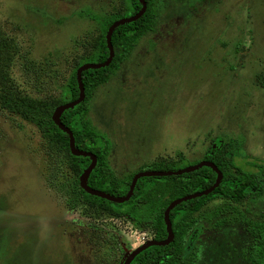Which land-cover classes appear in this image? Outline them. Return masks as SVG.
<instances>
[{"label": "rangeland", "instance_id": "374dc122", "mask_svg": "<svg viewBox=\"0 0 264 264\" xmlns=\"http://www.w3.org/2000/svg\"><path fill=\"white\" fill-rule=\"evenodd\" d=\"M156 5L153 29L89 101L115 174L177 152L190 165L215 138L239 140L241 158L264 161V0ZM124 7V0H0V264H123L153 238L148 225L110 210L70 208L67 186H80L81 174L55 145L44 105L37 123L24 115L29 100L46 104L51 118L63 104L64 84L100 35L87 11L107 16ZM3 90L22 99L20 110L2 104ZM197 219L185 236L196 232L195 264H252L247 222L264 220V195L214 200Z\"/></svg>", "mask_w": 264, "mask_h": 264}, {"label": "trees", "instance_id": "16d2710c", "mask_svg": "<svg viewBox=\"0 0 264 264\" xmlns=\"http://www.w3.org/2000/svg\"><path fill=\"white\" fill-rule=\"evenodd\" d=\"M125 7L122 13L99 16L87 11L88 16L98 22L100 35L94 45L90 57L81 63L103 62L109 55L106 43V32L110 24L122 17L130 16L141 8L140 0H124ZM157 0H145L146 9L136 20L118 25L111 36L114 51L111 62L103 67L88 68L82 71V82L85 97L75 106L64 110L60 116L62 123L73 133L75 145L80 150L93 153L96 163L90 171L87 183L90 187L103 190L115 196H123L129 188L132 176L141 170H176L185 167L186 157L177 152L174 158H163L147 162L134 171L123 176H117L109 164L111 143L108 137L97 129L88 116L89 101L96 87L107 83L110 77L119 69L120 65L129 57L131 51L144 33L153 29L156 23ZM6 45V43H2ZM76 69L72 70L61 92L62 103L75 100L79 96V87L76 79ZM3 90V102L6 107L10 105L14 111L21 109L22 99ZM5 101H9L10 104ZM13 102V103H12ZM33 104L28 106L24 113L27 119L37 123L40 115L35 113L37 108L44 105L45 117L54 134V142L59 149L65 151L71 172L79 176L90 163L89 156L73 155L69 150L68 135L53 122L51 113L46 104L27 101ZM11 105H14L13 108ZM55 146V148H56ZM241 142L236 139L224 140L215 138L199 160L213 162L222 172V180L210 193L194 197L176 204L169 212L173 240L166 245H151L138 253L130 264H195L197 254L191 245L196 232L193 230L185 239L187 232L195 227L197 215L210 202L221 199L230 203H238L249 197L264 195V161L245 160L240 157ZM191 163V164H192ZM189 165V164H187ZM216 179V172L210 166H202L193 171L168 176L140 177L135 185L132 196L125 202H112L85 192L78 183L67 186V204L75 208L84 202L100 210H110L114 216L127 217L135 223L148 225L153 230V239L162 240L167 236L164 221V210L175 198L194 192L202 191L211 186ZM230 207L218 208L220 212ZM235 209V207H231ZM231 217L222 215L221 222H229ZM248 230L251 234L249 257L252 264H264V220L249 221Z\"/></svg>", "mask_w": 264, "mask_h": 264}, {"label": "water", "instance_id": "95a60500", "mask_svg": "<svg viewBox=\"0 0 264 264\" xmlns=\"http://www.w3.org/2000/svg\"><path fill=\"white\" fill-rule=\"evenodd\" d=\"M140 1H141V8L136 13H134L130 16L119 18L110 24V26L107 29L106 35H105L106 43H107V46L109 49V55H108L107 59L103 62H86V63L81 64L76 69L75 73H76V79H77V83H78V87H79V96L75 100H72L70 102L64 103L61 106H59L52 116V120L58 126V128H60L62 131H64L68 135V143H69L70 153L73 155H83V156H89L90 157V163L81 173L80 187L85 192H87L89 194L99 196L101 198L107 199V200L112 201V202L122 203V202L127 201L132 196L136 182L140 177L178 175V174L193 171V170H195L199 167H202V166H210L216 172V179L211 186H209L208 188H206L202 191L194 192V193L182 196V197L175 198L172 201H170V203L166 206V208L164 210V221H165V225H166L167 236L162 240H157V239H153V238L150 240H147L146 242H144L140 246L133 249L126 256L123 264H130V262L133 260V258L138 253H140L141 251H143L144 249H146L147 247H149L151 245H166V244L170 243L174 238V233H173L171 221L169 218L170 210L176 204H178L182 201L210 193L219 185V183L223 177L222 172L217 168V166L213 162L208 161V160H200L196 163L187 165L185 167H182V168H179L176 170H141V171H138L132 176L128 191L123 196H115V195L108 193V192H105L103 190L92 188L87 183L88 175H89L90 171L93 169V167L95 166L96 156L91 152H88L85 150H80L76 147L75 139H74L72 131L62 123L60 116L64 110L71 108V107L75 106L76 104L80 103L85 97L84 85L82 82V71H84L85 69H88V68L103 67V66L108 65L111 62L113 55H114V51H113V47H112V43H111L112 33L118 25L132 22V21L136 20L137 18H139L144 13V11L146 9V2H145V0H140Z\"/></svg>", "mask_w": 264, "mask_h": 264}]
</instances>
